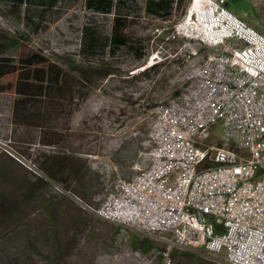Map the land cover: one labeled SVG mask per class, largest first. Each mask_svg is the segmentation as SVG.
<instances>
[{"label":"rangeland","instance_id":"374dc122","mask_svg":"<svg viewBox=\"0 0 264 264\" xmlns=\"http://www.w3.org/2000/svg\"><path fill=\"white\" fill-rule=\"evenodd\" d=\"M126 1L121 13L132 19L128 34L142 47L141 59L126 49L113 57L107 50L80 53L85 28L91 27L98 38L108 37L113 16L88 10L85 0H59L43 8H11L0 2V57L37 52L76 77L69 134L58 147L41 145L38 128L16 124L11 96L0 94V264H52L56 241L63 247L60 264L163 263L155 254L160 245L147 250L136 243L142 240L136 235L120 238L117 226L89 214L74 199L97 206L115 185L135 181L146 170L154 111L183 87L191 51L200 54L173 33L191 0L180 8L174 5L165 19L146 14L147 0ZM226 2L237 17L264 30V0ZM163 60L157 76L138 78ZM48 166L61 178L52 177ZM72 167L80 169L84 180H92L94 202L76 192L80 181L72 176ZM170 264L215 263L182 251L170 255Z\"/></svg>","mask_w":264,"mask_h":264},{"label":"built area","instance_id":"2783aa9c","mask_svg":"<svg viewBox=\"0 0 264 264\" xmlns=\"http://www.w3.org/2000/svg\"><path fill=\"white\" fill-rule=\"evenodd\" d=\"M173 33L200 54L191 51L183 87L154 111L146 170L97 206L74 199L120 238L160 245L162 264L174 250L264 264V35L226 0H191Z\"/></svg>","mask_w":264,"mask_h":264},{"label":"trees","instance_id":"16d2710c","mask_svg":"<svg viewBox=\"0 0 264 264\" xmlns=\"http://www.w3.org/2000/svg\"><path fill=\"white\" fill-rule=\"evenodd\" d=\"M59 0H0L11 8L20 6L53 7ZM126 0H85V7L98 14L113 15L110 21V34L108 37L98 38L91 27L85 28L80 53L95 55L98 51L110 54L112 57L121 49H126L137 59L143 57L142 47L133 41L128 34L132 19L129 15L121 13V6ZM184 0H147L145 12L147 15L160 19L172 15L174 5L180 8ZM227 6V2H226ZM228 8V7H227ZM165 65V60L159 61L145 68L138 78H153L157 76ZM80 72V71H79ZM84 75L83 70L80 72ZM76 77L56 64L50 63L37 52H27L19 57H0V94L11 96V112L16 124L38 128L40 131V144L58 147L68 137V122L75 99ZM63 128H60V126ZM52 176H58V170L46 167ZM63 170H61V173ZM72 176L80 181L81 190L76 192L87 202H94V186L92 180H84L80 169L71 168ZM61 178V176H58ZM136 181V180H135ZM59 241L53 243L56 247L55 260L52 264H60L63 257V247ZM140 246L147 250L156 245L142 239L137 240ZM158 245V244H157ZM54 250V249H53ZM163 250V249H162ZM174 250L171 254L174 256Z\"/></svg>","mask_w":264,"mask_h":264},{"label":"crops","instance_id":"0c3cea01","mask_svg":"<svg viewBox=\"0 0 264 264\" xmlns=\"http://www.w3.org/2000/svg\"><path fill=\"white\" fill-rule=\"evenodd\" d=\"M247 22L252 25L257 31H259L260 33L264 34V30L261 29L260 26H258V24L256 22H254L253 20L247 19Z\"/></svg>","mask_w":264,"mask_h":264},{"label":"bare ground","instance_id":"6f19581e","mask_svg":"<svg viewBox=\"0 0 264 264\" xmlns=\"http://www.w3.org/2000/svg\"><path fill=\"white\" fill-rule=\"evenodd\" d=\"M178 198H185V191H178Z\"/></svg>","mask_w":264,"mask_h":264}]
</instances>
